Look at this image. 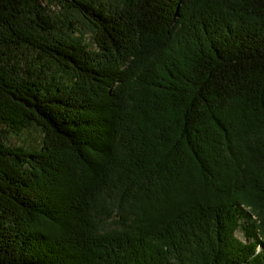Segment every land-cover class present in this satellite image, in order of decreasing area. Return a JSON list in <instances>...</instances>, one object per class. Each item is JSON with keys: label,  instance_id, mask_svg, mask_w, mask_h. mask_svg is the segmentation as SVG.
I'll return each mask as SVG.
<instances>
[{"label": "trees", "instance_id": "16d2710c", "mask_svg": "<svg viewBox=\"0 0 264 264\" xmlns=\"http://www.w3.org/2000/svg\"><path fill=\"white\" fill-rule=\"evenodd\" d=\"M42 1L0 0V125L44 132L0 130V264H264V0H60L89 41Z\"/></svg>", "mask_w": 264, "mask_h": 264}, {"label": "rangeland", "instance_id": "374dc122", "mask_svg": "<svg viewBox=\"0 0 264 264\" xmlns=\"http://www.w3.org/2000/svg\"><path fill=\"white\" fill-rule=\"evenodd\" d=\"M101 1H105V0H101ZM42 2L44 4L46 3L48 4V0H44ZM49 3L51 7H48V8L52 10V11L50 10V13L56 16V19L58 20L57 21V28H58L57 32L59 33L69 32L75 36H80L81 34L84 33L86 40L88 41L92 40V37H93L92 30L88 28V26L85 23L81 21L79 24V29H75L73 25H70V23H68L67 15L70 16L72 13H71L70 7L68 6L66 2H62L60 0H49ZM47 11L49 12V10ZM28 16L33 17V15L29 13L24 18H27ZM74 30L77 31L76 34H74ZM26 50L29 51L28 49ZM33 53L35 54L37 52H33ZM26 55L27 54L25 55L20 54L19 58H13V61L21 62L23 66L22 74L28 76V69L30 67V61L26 59ZM21 56L25 57V59H23ZM29 56L30 57L33 56L31 51H29ZM7 129L8 128L5 125H0V130L3 133V136L8 141V143L12 145H24L27 147H33V146H40L43 143L44 132L37 124L30 125L28 128H26L20 133H15L14 131L7 130ZM240 234L242 235V233Z\"/></svg>", "mask_w": 264, "mask_h": 264}]
</instances>
